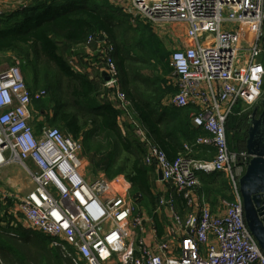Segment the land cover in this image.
Returning a JSON list of instances; mask_svg holds the SVG:
<instances>
[{
	"label": "built area",
	"instance_id": "1",
	"mask_svg": "<svg viewBox=\"0 0 264 264\" xmlns=\"http://www.w3.org/2000/svg\"><path fill=\"white\" fill-rule=\"evenodd\" d=\"M36 0H0V18L26 9ZM130 17L131 24L148 25L157 33L171 26H185L170 54L169 86L176 93L167 104L192 108V125L208 135L197 146L212 148L210 161L195 160L192 148L175 161L149 139L119 84V70L107 37H90L85 44L98 56L101 76L121 118L134 128L147 150L144 163L155 165L165 185L182 195L188 209L176 212L173 195L159 197L155 216L163 210L170 219L162 234L153 217L145 216L123 175H85L83 140L46 126L33 127L35 104L45 90L28 88L22 63L0 65V163L23 166L34 184L18 199V212L33 233L51 239L76 264H264V254L247 227L235 169L242 156L229 149L226 123L242 105L244 111L264 99V0H109ZM72 63L75 61L72 59ZM121 120V119H120ZM43 121V120H42ZM41 121V122H42ZM9 152L5 159L1 153ZM199 173H222L232 199H221L223 212L213 214L197 203Z\"/></svg>",
	"mask_w": 264,
	"mask_h": 264
},
{
	"label": "trees",
	"instance_id": "2",
	"mask_svg": "<svg viewBox=\"0 0 264 264\" xmlns=\"http://www.w3.org/2000/svg\"><path fill=\"white\" fill-rule=\"evenodd\" d=\"M102 35L114 47L120 87L153 144L169 161L185 153V145L192 148L190 156L195 160H213L214 149L196 145L199 137L208 134L192 125L195 110L165 104L176 90L168 85L171 53L164 42L150 26L140 23L134 27L130 17L109 0H36L32 6L0 18V56L13 54L22 63L28 88L47 92L46 98L35 104V110L43 122L48 121L66 136L83 140V154L94 177L104 174L109 179L119 175L127 178L138 205L147 209L151 206L161 235L163 227L153 213L159 202L153 190L157 167L145 165L147 150L136 138L134 128L125 123L126 132L121 130L123 111L109 99L98 69L93 79L87 73L76 72L72 63L77 47L84 46L91 36L98 39ZM99 62L98 56H94L95 68ZM2 64L4 60L0 61ZM158 71L162 76L155 75ZM250 116L251 112L239 105L226 123L229 149L233 153L247 149ZM43 122L38 125V132ZM198 175L206 184V195L214 197V201L215 197L232 199L224 174ZM168 187L175 206L184 204L183 214L186 206L182 195L171 185ZM5 218L0 216V223L6 222ZM23 229L17 227L19 237L15 238L9 236V226L0 227V258L7 264H75L61 248L50 246L51 239L33 232L28 233L34 235L31 239L20 232Z\"/></svg>",
	"mask_w": 264,
	"mask_h": 264
},
{
	"label": "crops",
	"instance_id": "3",
	"mask_svg": "<svg viewBox=\"0 0 264 264\" xmlns=\"http://www.w3.org/2000/svg\"><path fill=\"white\" fill-rule=\"evenodd\" d=\"M6 1H8V0H6ZM11 1L19 2V0H11ZM20 1H22V0H20ZM0 6L2 8H5V3H0ZM136 26H134V27H136ZM185 30H186L185 26H171L163 34L164 38H166V39L161 38L160 37L161 35H159L160 33H157L154 30L153 31H154V33L159 35L160 39L164 42V44L167 48V51L169 53H171L172 49L180 41V39H179V37L181 35L180 33H182V31H185ZM92 47L89 48V47H86V45H84V46L77 47L75 49V53H77V56L74 58L75 71L78 73H82V74L87 73V74L91 75V77L93 79H95L97 76L96 71L98 69L99 76H100V78H102L100 68L99 67L95 68L96 66L94 64V57L91 56L92 55V50H91ZM85 63H88V65L85 66ZM170 98H168L167 101H165V104H167V102ZM125 123H127L126 119L121 118V120L119 121V125H120L121 130L124 133L126 132ZM1 154H2L3 158L7 159L6 158V152L1 153ZM159 173L160 172L157 170V180L155 182V186L153 189L154 194L156 196H158V198L161 195L166 194V192L169 195L170 194L173 195V192L169 191V190H171V187H168L169 185H165L159 179ZM227 181H228V179H227ZM228 183H229V181H228ZM229 185H230V183H229ZM205 186H206V184L201 181V186L197 191V200H198L197 203L199 204V203H201V201H204V203H206L209 206V208L211 209V212L213 214H216V215L221 214L223 212L222 207L220 205V201L222 198L218 197V199H216V197H215V201H214V197L206 195L207 191L205 189ZM33 189H34V184H33L32 180L30 179V177L28 176L26 170L23 168L22 165H20L18 163H0V205L5 206L6 211L13 213V216H14V217H11V218H13L12 221H8V217H6V214H1L0 216L2 218L6 217L5 219H7L8 222L0 223V227L6 228L5 226H9L10 230H11V232L9 233V236H11V237H15V238L19 237L17 235V232H16V229L19 225L24 228L23 231H20V232L25 234V235L30 236L28 233H31V231L27 229V227H26V225L22 219V216L18 212L17 205H18V199L27 196L30 192L33 191ZM212 196H214V195L212 194ZM183 205L184 204L175 206L176 212L179 213L181 216H185L186 212L188 211V209L185 207V210H183V214H181ZM140 208L142 209L145 216H148V217L153 216V215H151V212H150V209H152L151 206H150V209L149 208L147 209V208H144L141 206H140ZM157 208H158V205L155 208V210L153 211L154 214H155V211L157 210ZM158 219H159V222H160V224L164 230L166 224L168 223V221L170 219L169 211L163 210L161 213V218H158ZM21 233H20V235H21ZM28 236L25 238L27 239ZM31 236L33 237V235H31ZM31 236H30V238L32 239ZM4 253L6 254V259H7V253L6 252H4ZM7 260L10 261V256H9V259H7ZM0 264H7V262H5L3 259L0 258Z\"/></svg>",
	"mask_w": 264,
	"mask_h": 264
},
{
	"label": "water",
	"instance_id": "4",
	"mask_svg": "<svg viewBox=\"0 0 264 264\" xmlns=\"http://www.w3.org/2000/svg\"><path fill=\"white\" fill-rule=\"evenodd\" d=\"M104 83L110 77L102 74ZM259 107L262 112L258 118ZM251 128L247 141L246 172L239 181L243 198L244 215L247 227L255 237L264 254V99L257 106L250 118ZM162 180V174L159 173Z\"/></svg>",
	"mask_w": 264,
	"mask_h": 264
},
{
	"label": "rangeland",
	"instance_id": "5",
	"mask_svg": "<svg viewBox=\"0 0 264 264\" xmlns=\"http://www.w3.org/2000/svg\"><path fill=\"white\" fill-rule=\"evenodd\" d=\"M178 30V29H177ZM179 31V30H178ZM181 32V31H180ZM163 34L164 33H160L159 35H161L160 37L161 38H163V39H166V38H164V36H163ZM181 34V33H180ZM158 35V34H157ZM159 35H158V37H159ZM14 59V57H13V54H8V55H6V56H0V61H2V60H4V64L5 63H10L11 62V60H13ZM155 75L156 76H162V74H161V72L160 71H158V72H156L155 73ZM167 83V82H166ZM244 108V107H243ZM256 107H253V108H250L249 110H248V112H251V116H252V113H253V111H254V109H255ZM251 116H250V118H251ZM43 119L41 118V116L39 115V113L37 112V110L35 111V120H34V122H33V127H34V130H35V132L36 133H38V131H37V127H38V125L41 123V121H42ZM43 122V121H42ZM44 123H46V126H48V127H52L53 128V126H51L49 123H48V121H45L44 120ZM140 143H142L141 141H140ZM143 144V143H142ZM246 147H247V145H246ZM246 153V155H247V149H246V151H242L239 155H243V154H245ZM9 156H10V153L9 152H6V158H9ZM83 158H84V161H85V163H86V168H85V175L87 176V177H90L91 179L92 178H94V176L92 175L93 174V170L90 168V166H89V162H88V160H87V158H86V156L83 154ZM123 158V157H122ZM235 169L242 175H244L245 174V172H246V165H245V159H240V158H238L237 160H236V162H235ZM120 176V175H119ZM0 214H6V217H8V221H12L13 220V218H11V217H14L13 216V213H10L9 211L7 212L6 211V208H5V206H2V205H0ZM7 212V213H6ZM10 213V214H9ZM8 221H6V222H8ZM6 227V226H5ZM8 227V226H7ZM34 236V235H33ZM21 264H26V263H21ZM36 264V263H35ZM76 264V263H75Z\"/></svg>",
	"mask_w": 264,
	"mask_h": 264
},
{
	"label": "flooded vegetation",
	"instance_id": "6",
	"mask_svg": "<svg viewBox=\"0 0 264 264\" xmlns=\"http://www.w3.org/2000/svg\"><path fill=\"white\" fill-rule=\"evenodd\" d=\"M259 106V105H258ZM261 112H262V109H261V107H259V111H258V114L256 115V118H258L259 116H260V114H261ZM245 165H246V163H245ZM243 176V175H242ZM242 178V177H241ZM240 178V179H241ZM242 201H243V198H242ZM243 208H244V205H243Z\"/></svg>",
	"mask_w": 264,
	"mask_h": 264
}]
</instances>
